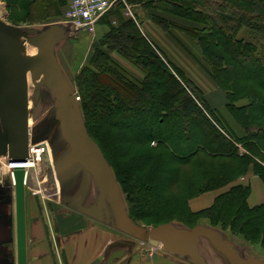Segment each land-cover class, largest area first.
<instances>
[{
  "label": "trees",
  "instance_id": "obj_1",
  "mask_svg": "<svg viewBox=\"0 0 264 264\" xmlns=\"http://www.w3.org/2000/svg\"><path fill=\"white\" fill-rule=\"evenodd\" d=\"M7 1L28 21L58 17L67 6V0ZM126 1L181 46L187 41L180 35L194 40L205 60L197 61L224 95L220 105L212 103L143 31L139 12L126 15L122 2L110 9H124L120 25L94 43L76 81L86 125L111 160L132 219L155 226L222 223L264 245V201L250 206V186L236 182L249 170L264 182V0ZM166 157L179 167H194L187 175L180 170L178 178L191 176L181 198L161 195L164 182L177 174L157 175L166 169ZM223 187L210 206L190 208L188 195Z\"/></svg>",
  "mask_w": 264,
  "mask_h": 264
},
{
  "label": "rangeland",
  "instance_id": "obj_2",
  "mask_svg": "<svg viewBox=\"0 0 264 264\" xmlns=\"http://www.w3.org/2000/svg\"><path fill=\"white\" fill-rule=\"evenodd\" d=\"M122 3L124 4L125 8H128L129 5L126 0ZM66 7L64 8L65 10ZM130 10L134 12L133 7H131ZM24 13L25 12H23L21 8L9 5L7 0H0V23L4 25L3 30H5L9 35H17L18 38L20 37V39H22L25 43L23 47H16L21 57H30L41 53L43 50L42 45H44L46 55L45 57L48 59L52 58L57 63L64 85H66V87H68L74 95L76 106L78 109H80L82 120L89 137L98 144L106 164L110 166L112 181L118 188L119 200L124 206V220L121 218L122 220L120 223H116L113 213L114 210L112 209L108 200L105 202V204H103V206H98L101 195L100 186L105 181V177L101 173L97 174L95 178L91 173L92 179L88 188L89 194L86 196V203L90 201L91 205H93V215L95 214L98 216L100 212H103L107 215V212H109V220L115 221L114 228L119 234L121 240H131L130 242L135 244L134 247H141L142 243L149 244L147 236L149 227L155 225L147 224V220L134 221L132 219L129 213V203L126 199V194L115 176L114 170L111 166V160L108 158L104 146L102 148L101 143L89 131L81 108V99L76 76L80 72L83 65L87 63L90 55L89 48H91V40L87 41V37L92 34L94 36V40H97L98 38H95L96 29L100 31L98 33H103V26L101 24H96L97 27L93 33L83 30L76 31L66 21L64 16L65 12H63V15L58 17H48L44 20L35 19L31 21H28L23 17ZM145 19L146 18H144L142 25L149 23L146 22L148 19ZM150 26L151 30L153 31L150 33L151 30L149 31L145 28V32L148 33L152 39L158 41L160 45L164 47V50L168 53V56L172 58V60H174L179 66H181L189 74V76L209 94V99L212 103L220 105L221 97L223 99L224 95L221 89H218L215 83L208 75H206L203 68L201 67L200 59L204 62L205 60L202 57L200 49L196 46L195 41L193 40V42H191L192 40L185 38L187 41L186 44H188V46L186 44L185 46L189 50L187 51L185 49L186 47L181 46L175 42V40L168 37L166 33L158 29L152 21ZM142 28L144 29V26H142ZM102 33L98 34L97 37L102 35ZM33 51L34 54H32ZM133 70L136 71L134 72L136 75H143V72L139 68L137 69L133 67ZM29 77V80H27L29 138L32 142L48 143L50 146V153L42 154L39 157V165L37 170L34 169L31 172L32 174L29 180L30 186L27 187V192L29 193L27 194H29V197H32L35 193L34 191H38V194L35 195L37 196V199L42 200L45 198L46 200H49L47 202H49L48 204L52 211L56 208L59 214L64 211L71 212V208H68L67 203L62 199L60 203H55V201H53V199L59 197V193L56 194V186L60 188L61 194L64 198L70 197L69 194L79 190L85 182L87 178L85 172L86 167H91L92 172L95 174L97 172L95 171V167H93L91 156L87 154L82 157L80 156L79 159L76 158L73 148L64 138L61 120L57 116L58 99L52 93L50 82L45 80L43 76L35 81L32 73ZM6 94V89L3 87L0 93V135L3 137V142L1 145L2 151L0 152V177H4L5 180L10 181L11 178L9 171L4 164L7 155L3 152L5 142L8 139ZM145 146L146 148L151 147L150 144H145ZM161 151L163 152L162 149ZM163 154L165 153L163 152ZM129 155L131 156V153H129ZM166 159L167 161L164 159V161L162 160V164H167L166 169L164 168L163 171H160L159 169L157 171L159 178H167L169 171H175L177 174L173 177V179H169L164 182L165 188L164 192L161 191V195H165L167 197L171 195L172 198H181L180 196L187 194V181L189 178L191 179V176H189V178L187 177L186 181L184 178H178V175L181 171L183 175H187V173H191L192 170H194V167L191 165L179 167L178 164L170 161V158L166 157ZM199 182L200 181H198L197 184H199ZM236 182H241L250 186V193L247 199L250 206H254V204H260V202L263 201L264 182L258 174H255L252 170H249L247 173L239 176L236 179ZM226 188L227 187H223L221 189L208 190L198 193L194 192L193 194L188 195L189 201L206 193L209 194V192L217 196ZM251 192L252 196L250 197ZM208 194H206L205 197ZM259 196H262V198ZM64 204H66V206ZM80 205L81 204H79V206ZM200 220L208 221L209 219L204 217ZM174 223L180 226L189 227L181 222L175 221ZM134 226L136 231L131 229V227ZM213 227L218 229L226 238L234 241L237 247L241 250L242 254L252 255L254 257L264 259V245L260 242V240L246 238L238 230V228H235V230L232 231L229 226H225V224L222 223ZM145 229L146 232L142 233L141 230ZM203 243L208 245L210 244L206 239H203L202 244ZM217 253H215V255Z\"/></svg>",
  "mask_w": 264,
  "mask_h": 264
},
{
  "label": "water",
  "instance_id": "obj_3",
  "mask_svg": "<svg viewBox=\"0 0 264 264\" xmlns=\"http://www.w3.org/2000/svg\"><path fill=\"white\" fill-rule=\"evenodd\" d=\"M42 49L41 53L34 56L21 57L12 36L0 28V71L3 74L4 88L7 92L8 123V139L3 152L9 156L12 162H22L27 159L30 138L28 83L25 71L30 68L35 81L43 76L50 82L52 93L58 99L57 116L61 120L62 132L66 141L73 148L75 157L79 159L80 156L89 154L97 172L95 174L91 167H86L87 178L77 195L71 198L70 205L73 206L75 202H79L88 190L92 179L91 173L94 178L101 173L105 177V181L100 186L101 195L98 206L101 207L108 200L114 210L116 223H120L122 219L124 220V206L119 200L118 188L112 181L110 166L106 164L98 144L89 137L80 109L76 106L74 95L64 85L57 63L52 58L45 57L44 45H42ZM2 142L3 137L0 135V152L2 151ZM25 177L24 167L14 169L17 264H28L27 184ZM128 222L130 223L129 220ZM131 229L136 231L135 226ZM141 232L145 233L146 229ZM147 236L151 246H162L168 252L186 257L192 264H208L201 251L203 239H206L229 264H264V259L242 254L234 241L226 238L215 227L206 224L184 227L174 222H165L157 226H150Z\"/></svg>",
  "mask_w": 264,
  "mask_h": 264
},
{
  "label": "crops",
  "instance_id": "obj_4",
  "mask_svg": "<svg viewBox=\"0 0 264 264\" xmlns=\"http://www.w3.org/2000/svg\"><path fill=\"white\" fill-rule=\"evenodd\" d=\"M128 5V8H125L123 4L126 15L135 17L134 13L137 11L144 18V12L141 8L136 9L131 3ZM131 7H133L134 12L131 10L132 13L127 14L126 11ZM124 9L122 8L120 11L113 8L99 19L97 24L103 26V33L101 32L102 35L97 37L101 33H98L100 31L96 29L95 38H98L97 40H94L92 34L87 37V41L91 40L89 53L94 43L99 42L112 25L115 27L120 25V16L124 15ZM146 22L149 23L142 25L144 32L145 28L151 30V21L146 20ZM180 36L182 40H185V36ZM113 54L129 70L136 72L133 67H137L128 59L116 52ZM80 189L70 193L69 198L75 197ZM34 192V195L28 196L27 199L28 264H192L186 257H180L161 247L155 253L150 254L141 247H134L135 244L131 243V240H121L114 228L115 221L109 220V212L107 215L103 212H100L98 216L92 214L93 205L90 201L87 203L85 201L89 190L85 192L77 204L67 205L71 208V212H61L60 214L56 208L52 211L49 202H47L49 200L37 199L35 195L38 194V191ZM58 193L59 197L53 199L55 203H60L61 199L64 202L67 201L63 199L60 188L56 186V194ZM206 194L191 199L189 201L190 208L199 210L210 206L216 195L209 192L205 197ZM259 197L262 198V196ZM262 200L264 201V197ZM79 204L81 205L79 206ZM64 205L66 206V204ZM0 214L2 215V217L0 216V245L9 243L8 253L10 257L6 258L0 254V264H17L15 206L12 199L0 201ZM120 242L124 243L121 244ZM201 251L208 264H229L210 244L203 243ZM215 253L217 254L215 255Z\"/></svg>",
  "mask_w": 264,
  "mask_h": 264
},
{
  "label": "built area",
  "instance_id": "obj_5",
  "mask_svg": "<svg viewBox=\"0 0 264 264\" xmlns=\"http://www.w3.org/2000/svg\"><path fill=\"white\" fill-rule=\"evenodd\" d=\"M124 1L125 0H67V7L64 16L66 21L74 30H83L93 33L99 19L117 3ZM126 13L131 14L132 12L130 9H128ZM45 153H50V146L48 143H36L29 140L26 161L12 162L7 155L4 164L9 171L12 182L14 183V169L16 167H24L26 170L25 182L27 186H30L29 180L32 174L31 172L34 169L37 170L39 165V157ZM30 161L33 163L31 166L28 165ZM141 248L146 250L148 253L153 254L159 247L142 243Z\"/></svg>",
  "mask_w": 264,
  "mask_h": 264
},
{
  "label": "flooded vegetation",
  "instance_id": "obj_6",
  "mask_svg": "<svg viewBox=\"0 0 264 264\" xmlns=\"http://www.w3.org/2000/svg\"><path fill=\"white\" fill-rule=\"evenodd\" d=\"M27 193H29V192H27ZM28 195L29 194H27V197H28ZM14 198H15L14 183L12 182L11 179L9 181V180H5L4 177H0V201L6 200V199H12L13 200V204L15 206ZM65 202L67 203L68 206H72V205H70V203L72 202L71 198L68 199ZM75 204H77V202H75ZM67 212L68 211H64L63 213H67ZM0 216L2 217L1 214H0ZM14 217H15V215H14ZM27 223H28V220H27ZM15 234H16V226H15ZM8 246H9L8 242L7 243H3V244L0 245V254H2L6 258H10L9 257V253H8L9 252V247Z\"/></svg>",
  "mask_w": 264,
  "mask_h": 264
},
{
  "label": "bare ground",
  "instance_id": "obj_7",
  "mask_svg": "<svg viewBox=\"0 0 264 264\" xmlns=\"http://www.w3.org/2000/svg\"><path fill=\"white\" fill-rule=\"evenodd\" d=\"M3 27H4V25L0 23V28L3 29ZM11 36H12L14 44H15V46L17 48L23 47L25 45L24 41L22 39H20V37L18 38L17 35H15V34L13 35L12 34ZM32 54H34V51L32 52ZM30 74H31V70H30V68H27L26 71H25V75H26L27 80H29ZM3 87H4V78H3L2 72L0 71V93H1ZM28 125H29V115H28ZM32 164L33 163L30 161L28 165L31 166ZM161 248H162V246H161Z\"/></svg>",
  "mask_w": 264,
  "mask_h": 264
}]
</instances>
